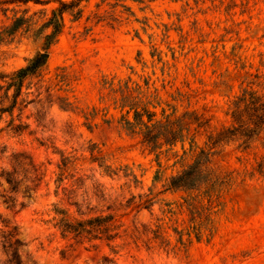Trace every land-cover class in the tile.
Masks as SVG:
<instances>
[{
    "label": "rangeland",
    "instance_id": "obj_1",
    "mask_svg": "<svg viewBox=\"0 0 264 264\" xmlns=\"http://www.w3.org/2000/svg\"><path fill=\"white\" fill-rule=\"evenodd\" d=\"M59 1L72 0H0V108L13 97L4 76L47 54L0 112V216L18 228L22 263L264 264V129L246 144L226 135L201 188L167 189L210 134L234 125L243 89L264 97V0L81 1L46 44ZM127 89L181 138L144 143L119 107ZM20 152L43 173L28 193L30 166L16 190L3 174ZM57 208L110 219L75 241L60 236Z\"/></svg>",
    "mask_w": 264,
    "mask_h": 264
},
{
    "label": "trees",
    "instance_id": "obj_2",
    "mask_svg": "<svg viewBox=\"0 0 264 264\" xmlns=\"http://www.w3.org/2000/svg\"><path fill=\"white\" fill-rule=\"evenodd\" d=\"M81 1L88 0H72L71 2L59 1V6L51 10V15L43 23L44 28H48L49 32L45 34L44 39L46 44H51L57 35L60 33L63 26V13L77 8ZM82 10L77 8L73 13L75 18H78ZM45 64V58L37 55L18 69L14 70L10 75H5L7 78L6 88H13L12 102L6 108H0V112L8 111L16 104L17 97L21 94V87L26 77L34 75L37 70ZM130 89L123 90L119 107L126 108V114L132 111L133 122L125 119L128 125L136 124L140 127L142 141L149 145H156L157 141L163 139L166 143H173L181 138L180 128L175 129L174 121H170L167 117L164 121L154 120V113L147 109V102L140 96L131 99ZM229 115L232 117L234 125L231 128H225L219 132L210 134L205 148H200L195 160L183 168L181 171L170 176L167 182V189H195L201 188L208 181L211 174L207 172V164L214 154L213 149L223 142L226 135L236 132L238 139L242 140V144H246L250 138L257 135L258 129H264V97L249 89H243L241 95L236 96L228 108ZM11 111V110H10ZM145 116V120L143 117ZM177 125V124H176ZM178 127V126H177ZM234 131V132H233ZM219 143V145H218ZM14 165L10 172H4L5 180L10 185L12 190H16L22 182L19 176H22V168L26 164L30 166L33 174L32 178L28 179L30 185L24 186V193L35 189L40 183L43 173L40 168L33 162L30 156L23 152L13 155ZM23 178V177H22ZM57 215L55 226L60 232L62 238L74 239L75 241L84 238L93 233L101 232V222L104 218L110 219V215L96 216L90 219H71L68 216L65 208H57L54 210ZM89 223H92L90 226ZM0 243L4 252L8 256V264H23L19 249L25 243L19 237L18 228L16 225H11L7 220L0 216ZM90 226V227H89ZM95 237V236H94Z\"/></svg>",
    "mask_w": 264,
    "mask_h": 264
},
{
    "label": "water",
    "instance_id": "obj_3",
    "mask_svg": "<svg viewBox=\"0 0 264 264\" xmlns=\"http://www.w3.org/2000/svg\"><path fill=\"white\" fill-rule=\"evenodd\" d=\"M40 56L46 58L47 54H41Z\"/></svg>",
    "mask_w": 264,
    "mask_h": 264
}]
</instances>
